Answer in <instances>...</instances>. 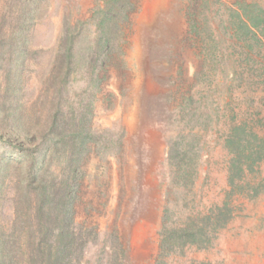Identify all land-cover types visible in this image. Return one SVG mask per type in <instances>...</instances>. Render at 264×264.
I'll list each match as a JSON object with an SVG mask.
<instances>
[{
	"label": "rangeland",
	"instance_id": "1",
	"mask_svg": "<svg viewBox=\"0 0 264 264\" xmlns=\"http://www.w3.org/2000/svg\"><path fill=\"white\" fill-rule=\"evenodd\" d=\"M100 0H0V156L26 139L13 123L48 109L53 61L67 25L89 21ZM123 55L109 68L92 127L108 144L84 160L76 204L87 264L119 256L121 264H264V153L233 188L227 141L247 125L264 146V41L239 40L242 3L264 0H136ZM193 20L200 33H192ZM202 25V26H201ZM199 27V28H200ZM252 47V48H251ZM88 80L73 94L89 99ZM89 101V100H88ZM84 103V105H85ZM75 109L82 111L77 103ZM13 115V116H12ZM20 139V140H19ZM194 150L199 172L178 183L169 147ZM12 179L0 190V225L10 218ZM227 215L209 239L166 251L171 230Z\"/></svg>",
	"mask_w": 264,
	"mask_h": 264
},
{
	"label": "trees",
	"instance_id": "2",
	"mask_svg": "<svg viewBox=\"0 0 264 264\" xmlns=\"http://www.w3.org/2000/svg\"><path fill=\"white\" fill-rule=\"evenodd\" d=\"M89 21L67 25L60 39L52 64L47 90L51 94L37 103L29 115L19 105L20 113L13 123L26 139L20 149L4 159L0 156V190L10 177L13 181L12 210L6 223L0 225V264H87L84 249L87 238L78 229L76 204L84 174L83 160L92 152L102 155L108 144L103 131L92 127L98 94L109 68L123 55L125 31L137 11L136 0H100ZM233 25L239 40L264 41V9L242 3ZM202 26V25H201ZM200 24L193 20L192 33H200ZM199 31V33H198ZM252 48V47H251ZM77 80H88L89 101L73 94ZM77 103L82 111L75 109ZM85 103V105H84ZM13 116V115H12ZM258 136L247 125L235 126L227 144L233 158L229 164V180L234 188L251 172L264 146L257 145ZM108 148V147H107ZM194 148V147H193ZM191 146L169 147L168 159L178 183L190 189L199 172L198 159L192 158ZM227 215L204 218V225L195 220L181 229L171 230L163 240V250H174L188 242L209 239L210 226L224 224ZM119 256L97 264H121Z\"/></svg>",
	"mask_w": 264,
	"mask_h": 264
}]
</instances>
